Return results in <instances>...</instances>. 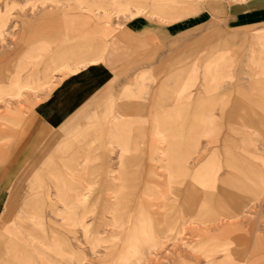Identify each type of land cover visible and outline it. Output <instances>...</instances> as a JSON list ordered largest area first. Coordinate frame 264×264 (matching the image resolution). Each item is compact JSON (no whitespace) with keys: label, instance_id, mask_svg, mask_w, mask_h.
<instances>
[{"label":"rangeland","instance_id":"374dc122","mask_svg":"<svg viewBox=\"0 0 264 264\" xmlns=\"http://www.w3.org/2000/svg\"><path fill=\"white\" fill-rule=\"evenodd\" d=\"M116 1L0 0V144L5 157L12 159L33 134L28 127L36 128V123H27L38 119L37 106L56 83L89 64L84 60L100 56L97 62L113 67L111 81L71 126L89 142L84 148L90 150L88 173L100 181L93 187L102 198L91 202L90 230L73 243L67 264H264V118L260 106L239 99L243 88L251 92L248 88L264 87V39L259 38L264 24L226 26L221 15L234 0H191L186 7L171 2L166 9H158L157 0ZM197 9L200 13L173 22L176 32L161 44L146 41L139 54H120L116 38L128 20L140 16L165 26ZM213 18L225 33L246 38L231 49L212 52L203 46L189 54L196 40L212 31L208 22ZM194 28L202 35L192 38V31L186 41L172 42L173 50L160 58L171 41ZM80 42L92 50L77 55L74 45ZM171 54L181 56L179 61ZM27 55L34 57L31 62ZM58 66L43 84V70ZM253 82L259 85L247 86ZM222 84L229 87L226 98L215 103L209 99L207 105L205 96L199 97L198 117L178 109L175 124L182 123L185 131L181 148L178 154L162 155L157 129L163 125L155 122L164 103L159 97L181 99L185 87L195 92L200 85L210 95ZM118 110L126 123L117 137L133 147L124 157L132 164L121 170V147L109 142ZM61 135V130L55 132L54 144ZM38 165L25 166L5 208L0 198V240L17 239L7 228L20 212L24 187ZM108 171L122 179L108 180L106 212L107 192L101 190ZM37 258L32 264H40ZM1 259L0 264H11Z\"/></svg>","mask_w":264,"mask_h":264},{"label":"crops","instance_id":"0c3cea01","mask_svg":"<svg viewBox=\"0 0 264 264\" xmlns=\"http://www.w3.org/2000/svg\"><path fill=\"white\" fill-rule=\"evenodd\" d=\"M124 1L126 2L124 3ZM179 1L186 7L191 0H157L156 6L158 9H166L169 3ZM137 2L139 1L137 0ZM116 4L127 5L128 0H119L116 1ZM198 13H200L199 9L195 13H189L186 16L170 20L167 23L172 24L165 26L158 25L156 22L140 16L128 20L122 27V34L116 38V42L121 48L120 54L130 56L133 53L137 55L147 47L146 41H149L152 45L161 44L164 37L176 32V24L173 22ZM214 16V13H209L210 18ZM221 16L226 26L232 29L262 25L264 24V0H234L224 7ZM208 27L212 28V31L206 32L202 38L196 40V45L188 50L189 54H193L196 49L203 46L212 52L231 49L246 38L241 33H225L214 18L208 22ZM192 31L194 32L191 35L192 38L197 37L196 35H202V33L200 34V28H194L188 33L180 35L176 38L177 40L174 39L170 42L169 50L162 53L160 58L168 56V53L173 50L172 42L186 41ZM259 38L264 39V34H261ZM74 47L79 49L77 55L92 50V47H88L84 42H80ZM179 57L181 56L174 57L177 62ZM27 58L28 62H31L34 57L27 55ZM99 58L100 56L90 58L88 61L84 60L85 63L89 64L74 72V74L61 78L56 83L51 92L45 96L43 102L38 104L36 111L38 119H33L27 123V125L36 123V128L28 127V130L34 131L33 134L12 159L8 155L5 157V147L0 144V198L3 200L4 208L10 198V190L25 166L30 162L39 164L29 176V180L24 187L20 212L14 222L7 228L8 231L17 236V239L0 240L1 260L7 263L32 264L37 256L40 264H67L68 259L72 257L70 251L73 243L85 239V231L90 230L89 217L94 214L90 204L98 198H102L101 195L99 196L94 192L98 189H94L93 186L100 181L95 178L92 180V173H88L87 161L91 158L90 150L84 148L89 142L82 139V135L78 134L77 130L74 131L73 129H76V127L71 126V124L76 121L80 113L86 112L88 107L103 96L102 92L106 90L111 81L113 67L108 62H97ZM121 60L127 59L122 56ZM58 68L59 66L52 70H49V68L43 70L44 74L41 79L43 84H48L51 81V72L57 71ZM178 74L180 75V73ZM0 77H2L1 68ZM178 77L182 79L181 76ZM206 80L205 77L203 82ZM253 85L259 84L257 82L247 84L248 87H253ZM206 88L207 86L200 85L193 92V89L189 86L185 87L184 94H182L184 100L175 95L167 96L164 94L159 97L164 103L160 105L162 110L157 111L155 114V122L163 125V127L158 125L157 129L160 134L159 142L162 143L161 148H159L162 155L178 154L181 148V135L185 131L182 123L179 126L175 124L178 109H184L185 114L198 117V105L202 104V102H199V97L201 99L205 96V103L208 105L210 104L209 99H212L211 103H215L226 98L229 93V87L223 84L215 87L219 90L210 95L204 92ZM253 88H248L252 89L251 92L243 88L239 92L241 97L239 99L260 106L259 111L261 113L259 116L264 118V104L262 103L264 87L257 89L258 91ZM126 94L123 96H126ZM132 107H136V105L133 104ZM238 108L240 113L241 105ZM118 112L119 115L114 116L112 119L111 134L113 137L109 139V142L118 143L121 147L119 151L121 161L118 163L121 170V166L127 163L132 164V159L124 161V157L127 153L133 152V147L121 143L122 140L117 137L124 132L123 126L126 123L123 111L118 110ZM167 116L170 117L167 118ZM193 129L194 127L191 128V130ZM60 130L63 136L61 135L60 142L54 144L53 141L56 139L54 134ZM168 131H171L173 135L170 136ZM1 133L0 140H3L4 136ZM69 138L70 140H68ZM53 144L54 147L51 146ZM41 147H43V151L38 152ZM6 148L8 149V147ZM174 148L177 150L172 151ZM108 173L111 172L108 171ZM120 173L122 171L118 172V174ZM113 174L111 173L109 177L103 179L106 186L101 191L107 192V196L103 197V201H105L103 206L106 212H108V180L113 179V182H115L122 179V177ZM99 175H102V173H99ZM27 176L28 172L22 176L21 182ZM113 176L114 178H111ZM113 188L116 190L118 187L113 184ZM54 257L61 259H54Z\"/></svg>","mask_w":264,"mask_h":264},{"label":"bare ground","instance_id":"6f19581e","mask_svg":"<svg viewBox=\"0 0 264 264\" xmlns=\"http://www.w3.org/2000/svg\"><path fill=\"white\" fill-rule=\"evenodd\" d=\"M180 238V237H179Z\"/></svg>","mask_w":264,"mask_h":264}]
</instances>
